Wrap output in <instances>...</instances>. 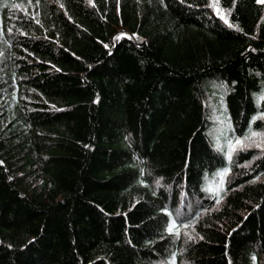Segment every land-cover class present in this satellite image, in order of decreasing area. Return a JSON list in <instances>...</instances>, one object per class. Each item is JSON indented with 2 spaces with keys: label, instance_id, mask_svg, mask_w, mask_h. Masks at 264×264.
<instances>
[{
  "label": "trees",
  "instance_id": "16d2710c",
  "mask_svg": "<svg viewBox=\"0 0 264 264\" xmlns=\"http://www.w3.org/2000/svg\"><path fill=\"white\" fill-rule=\"evenodd\" d=\"M218 2L0 0V264H264V149L204 88L264 129V6Z\"/></svg>",
  "mask_w": 264,
  "mask_h": 264
},
{
  "label": "rangeland",
  "instance_id": "374dc122",
  "mask_svg": "<svg viewBox=\"0 0 264 264\" xmlns=\"http://www.w3.org/2000/svg\"><path fill=\"white\" fill-rule=\"evenodd\" d=\"M259 1L264 6V0ZM218 3V0H211L212 10L225 25H229L227 20L228 11L221 8ZM204 88L207 94L205 104L207 105L210 119V124L207 128L209 143L225 155L226 163H228V156L230 157L242 150L252 148L264 149V129H254L253 123H251L249 127V132L244 135H235L234 126L226 105V97L230 91L226 89L225 85L215 79L205 84ZM258 118L264 123V112L260 113ZM211 180L213 182H209L210 188L208 186V181H205L203 187L218 194L222 193L224 183L222 185V181L218 178V174H214ZM257 181L264 182V175L257 178ZM223 203L224 201L221 200L216 208H219ZM201 218H199L197 222L200 221ZM194 227L195 226L192 224H186L180 232L181 236H184L187 242L196 237Z\"/></svg>",
  "mask_w": 264,
  "mask_h": 264
}]
</instances>
